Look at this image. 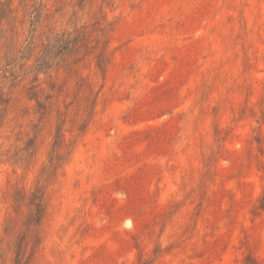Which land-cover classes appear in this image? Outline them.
Here are the masks:
<instances>
[{
	"label": "rangeland",
	"instance_id": "374dc122",
	"mask_svg": "<svg viewBox=\"0 0 264 264\" xmlns=\"http://www.w3.org/2000/svg\"><path fill=\"white\" fill-rule=\"evenodd\" d=\"M0 20V264H264V0H0Z\"/></svg>",
	"mask_w": 264,
	"mask_h": 264
},
{
	"label": "trees",
	"instance_id": "16d2710c",
	"mask_svg": "<svg viewBox=\"0 0 264 264\" xmlns=\"http://www.w3.org/2000/svg\"><path fill=\"white\" fill-rule=\"evenodd\" d=\"M12 4L8 5V11H11ZM3 18V16H1ZM5 17V15H4ZM8 17H6L7 19ZM1 21V20H0ZM83 33L79 32L76 36L72 35V33H63L62 35L56 37L53 42L48 43L45 48L46 51L43 55H47V53H55L58 50L68 51V50H79L83 40ZM43 56V57H44ZM58 166V162H51L50 166H48L47 170L44 172L45 181L51 180L52 176L55 173V170ZM31 206H32V223L33 225H38L40 221L46 215V203L44 199V192L40 188H36L31 193Z\"/></svg>",
	"mask_w": 264,
	"mask_h": 264
}]
</instances>
